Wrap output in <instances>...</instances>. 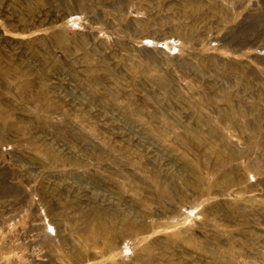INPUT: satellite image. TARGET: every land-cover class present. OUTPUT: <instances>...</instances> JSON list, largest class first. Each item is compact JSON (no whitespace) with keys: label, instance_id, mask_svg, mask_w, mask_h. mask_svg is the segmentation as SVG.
Here are the masks:
<instances>
[{"label":"rangeland","instance_id":"obj_1","mask_svg":"<svg viewBox=\"0 0 264 264\" xmlns=\"http://www.w3.org/2000/svg\"><path fill=\"white\" fill-rule=\"evenodd\" d=\"M0 264H264V0H0Z\"/></svg>","mask_w":264,"mask_h":264}]
</instances>
